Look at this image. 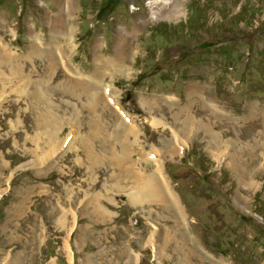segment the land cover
Masks as SVG:
<instances>
[{
  "label": "rangeland",
  "instance_id": "374dc122",
  "mask_svg": "<svg viewBox=\"0 0 264 264\" xmlns=\"http://www.w3.org/2000/svg\"><path fill=\"white\" fill-rule=\"evenodd\" d=\"M181 3L180 17H158L135 31L150 17L148 0H75L66 17L70 37L55 47L71 63L51 71L47 55L28 51L34 40L42 49L51 41L47 17L58 11L57 0H0V264L15 255L21 264H264V0ZM123 30L130 53L99 82L113 86L139 135L127 133L132 125L120 111L98 106L105 150L104 126L98 129L86 107V95L97 88L69 86L65 77L87 80L96 44L105 58L114 55ZM11 52L19 56L12 62L17 69L8 62ZM191 88L198 101L185 107ZM179 107L196 117L198 129L180 132L184 116H173ZM205 123L241 153L242 166L247 159L251 187L212 155ZM174 133L187 144L172 156L165 147ZM49 136L62 145L50 146ZM83 141L98 155L92 162ZM126 143L131 161H112ZM154 152L163 156V173L186 211L184 227L163 205L131 199L141 184L123 172L151 174ZM97 192L105 210L98 217L91 204L84 207ZM164 228L171 241L161 240ZM176 243L195 253L186 257Z\"/></svg>",
  "mask_w": 264,
  "mask_h": 264
},
{
  "label": "bare ground",
  "instance_id": "6f19581e",
  "mask_svg": "<svg viewBox=\"0 0 264 264\" xmlns=\"http://www.w3.org/2000/svg\"><path fill=\"white\" fill-rule=\"evenodd\" d=\"M148 1L150 2V5H149L150 17L148 20H146V21L142 20L140 23H138L137 26L135 27V31H139L141 29V27L143 26V24H145L149 20H154L158 17L172 16V15H174V13L180 17V14L183 13L181 0H148ZM57 5L59 7L58 11L56 13H49L48 17H47V22L50 24L51 41L49 42V44L45 45V48L42 49V48H40L39 44L37 45L35 43V40H34V43H32L30 45V47H31L30 51H28L29 55L40 54L43 57H45V55H47L48 56L47 57L48 58L47 67L51 71L53 68H56V69H57V67L60 68V65L65 68L67 61H69V63H71L70 58L67 56L68 54L66 55V58L63 57V55H65L64 54L65 49H62L61 51H59V55H58L56 53L57 51L55 50V47L58 44H60L61 38L69 36V35H67L68 29H66V17L70 14H73V12L76 9L75 0H57ZM127 36H129V32H127L126 30H123L120 33L119 43L115 49L114 55L112 54V55L106 56V58H105V55L102 54V52L99 49L100 45L98 43L96 44L95 47H97V49L94 51L95 66H94L93 72L90 74V76H87L88 78L90 77L89 78V79H91L90 82H89L88 78L85 81H78L75 79H71L69 77H65L66 78L65 80L68 81L69 86L72 85L75 88H81V89H85V90H87L86 86H90L92 88H97L96 92L89 93L86 95L87 96L86 97L87 98L86 107L94 114V116L98 117V119H97V123L99 124L98 129H100L102 126H104V133L103 134H105V135L104 136L102 135L103 137L101 138V140H102L103 146L105 147V150L107 148L105 145H107V143H108L106 140V137H105L106 136V125L104 124L103 120L101 119L102 113H99L97 111L98 106H102V110L104 112H106V111L107 112H113L114 109H116V111H118V112L120 111L123 114V116L128 117L127 123H129L130 126L132 125L131 126L132 129L127 128V133L129 135H130V133H132L134 135L135 139H137L138 135H139V132L137 131V129H134V127H137L136 124L132 123L134 121L133 116H131L130 114H128L127 111H125V109L121 105V101H120L119 96H116L114 94L115 92L113 93V86L108 87V89H107V88H104L103 85L100 84V82H99V80L101 81V74L106 69H108L109 67L116 69L117 67L121 66V64H123L125 62L127 55H129V53H130V47H129L130 44L128 43V41L126 39ZM72 42L73 43L71 45H66L67 48L73 49V46L75 44L73 38H72ZM49 46H51V48H49ZM62 51H64V52H62ZM15 54L13 52H11L10 56H12V55H14V56L13 57L7 56V58H8V62H10V66H12V68L15 67V69H17L18 64H14V65L12 64V62H14L15 59H19V56H16ZM58 58H59V60H58ZM0 60H1V53H0ZM4 61H6V60H4ZM8 62H7V64H8ZM8 66H9V64H8ZM75 68L77 71L78 68L76 66H75ZM26 84H28V82ZM71 90H76V89L71 88ZM198 95H199V93L195 88L189 89L188 95H187L188 104L185 107H189V105H191L192 103L195 104L198 101ZM142 99L147 105L154 103L153 98L147 99L145 97H142ZM151 100H152V102H151ZM185 107H179L178 111H174L175 113L173 114V116H174V119L176 121H178L180 116H182V115L184 116V119L182 120L184 125L182 127H180V132L183 134H188L189 131L192 129V128L190 129V125L194 126L196 129H198L199 123H198V120L196 119V117L194 115H190L188 112L189 110L185 109ZM219 110L220 109H218V111L216 112L215 110L212 109L211 113L217 114V113H219ZM254 111L255 110L252 108L250 111V115ZM113 113L115 114V116L117 115V112L116 113L113 112ZM121 119L123 120V118H121ZM125 119H127V118H125ZM206 124L207 123L204 124V126H206L205 130L211 136V140L209 141L208 147H209V150L211 151L212 155L216 158L220 157L219 158L220 160L223 159V160L228 161L227 163L230 164V166H232L237 173H239L238 176L240 179V184L244 187H247V186L251 187V185L253 184L252 178L250 176L251 171H248L245 168V167H247V165H249L248 162L246 161L247 159H245L243 162L245 167L242 166L240 164L243 161L241 153L234 151L235 149L233 148V146L229 150L228 145L224 141L221 140V138H220L221 135L213 133L212 129L210 127H207ZM197 126H198V128H197ZM97 133H98V131H96L94 129L91 131V135H95V138L96 137L98 138V136H99ZM118 134H119V132H118ZM56 137L57 136H49L48 140H47V143L50 146L54 147L55 149H57L58 146L62 145L61 144L62 140H59V138L57 139ZM76 137L71 142H69L68 148H71L73 146L74 142L76 141ZM117 137H118V135H117ZM128 137L129 136H127V138ZM173 137H174L173 145H172V142H168L166 144L165 148H167V151L170 152L172 156H175V155H178V154H181L182 152H184L183 148L185 147V145L187 143L184 139L179 137L178 133H174ZM119 142H120V140H119ZM81 145L83 146L84 150L86 151V155L90 159L89 161L92 162L95 159V157H97L98 155L95 153L94 150H90L89 147H87V145L85 144V141H83ZM126 145H127L126 150L122 146V150H123L122 157H117L115 159H111L112 161H115L118 159L121 160V163H123V162L129 163V161H131L130 160L131 154L129 155V152L131 149L130 148L131 144L126 143ZM223 145L225 146V149L222 148ZM262 146L264 147V141H262ZM261 152H264V151H261ZM152 157H154L153 160L156 163V168L154 169V171H152L151 174H148L147 176L141 175V173H138L137 171H135V169L130 170L129 167H127L124 170V172H123L124 176H127V178H132L131 179L132 182H135V183L139 182L141 184L140 187L136 186L135 193L131 194V199H133V197H140V200L143 203L146 202L149 204L152 203V204L163 205L164 209H166L167 211H169L172 214V216L175 219V222L180 223L181 226L184 227V222L187 219V216H186L187 214H186V211L184 210V207L180 203V200L178 198L179 196L174 191L173 186L171 185L170 179L168 178L166 173H163L164 172V166L162 164L163 163V161H162L163 156L154 152V153H152ZM54 162H55V160L50 162L49 164H47V166L42 168L40 171L41 172L47 171L54 164ZM91 162H90V164H91ZM133 164L134 163L132 161V165ZM137 176H138V179H137ZM133 177L134 178L136 177L137 180H134ZM100 192H97L93 195L91 194L92 196L90 195L91 197L89 198L88 201H86L85 206H84L87 209L89 204H91L94 208L93 210L95 211V214L97 215V217L103 216L105 213L104 208L101 207V201H100L101 193ZM164 230H165L163 233L164 235H162L161 240L166 241V237H169V241H171L173 238H172V236L167 234L168 229L164 228ZM166 234H167V236H166ZM175 247H177V249L181 248L182 251L184 252V255L186 257H189V258L191 256L190 253L194 252V250H192L190 247L188 250H185L186 248H184L182 244L180 245V244L176 243ZM19 256H20V254H19ZM8 258H10V257H8ZM6 260H8L7 264H21L20 263L21 257L19 259L18 255H15L10 259L6 258ZM219 264H229V263H226L225 261L222 262L221 260H219Z\"/></svg>",
  "mask_w": 264,
  "mask_h": 264
}]
</instances>
